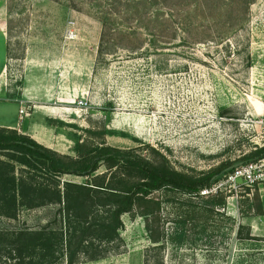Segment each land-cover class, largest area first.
I'll return each instance as SVG.
<instances>
[{"label": "rangeland", "instance_id": "rangeland-1", "mask_svg": "<svg viewBox=\"0 0 264 264\" xmlns=\"http://www.w3.org/2000/svg\"><path fill=\"white\" fill-rule=\"evenodd\" d=\"M0 24L8 41L0 122L17 120L19 132L47 147L74 155L77 140L104 141L147 155L152 146L188 173L254 150L264 0H0ZM237 190L218 192L226 203L211 213L194 207L200 198L180 195L191 204L162 202L155 217L135 208L122 215L116 253L78 264L156 263L148 223L162 239L163 264H235L252 251L237 240L238 223L264 237V185ZM54 210L23 209L7 224L36 227ZM185 211L194 220L179 243L172 221ZM254 251L245 264L264 263Z\"/></svg>", "mask_w": 264, "mask_h": 264}, {"label": "trees", "instance_id": "trees-1", "mask_svg": "<svg viewBox=\"0 0 264 264\" xmlns=\"http://www.w3.org/2000/svg\"><path fill=\"white\" fill-rule=\"evenodd\" d=\"M149 150L145 155L138 147L77 140L74 155H69L15 128L0 126V264H78L107 257L122 245V215L138 208L141 215L155 217L162 202H177L182 196L200 198L201 203L194 207L211 213L225 206V197H202L200 191L217 183L235 166L264 156V147L256 148L206 171L188 173L173 167L159 149L149 146ZM68 175L82 179H68ZM155 193H162L164 199ZM179 202L191 204L185 198ZM51 205L55 206L53 217L36 227L11 228L7 224L23 209ZM257 212L263 213L262 206ZM192 220L186 211L173 219L179 243L184 241ZM146 227L154 243L150 249L157 250L154 264H163L160 234H154L149 223ZM235 235L252 250L239 253L235 264H245L253 250L264 261L259 245L264 237L252 235L243 223L237 224ZM148 261L146 257V264Z\"/></svg>", "mask_w": 264, "mask_h": 264}, {"label": "built area", "instance_id": "built-area-1", "mask_svg": "<svg viewBox=\"0 0 264 264\" xmlns=\"http://www.w3.org/2000/svg\"><path fill=\"white\" fill-rule=\"evenodd\" d=\"M71 34V29L68 30ZM83 100L78 101V105L83 106ZM20 118L26 114L23 106L19 108ZM250 122L255 128H259L254 135V149L264 147V111L260 117L250 119ZM255 185H264V156L258 157L254 160L241 163L235 166L231 171L224 174L221 180L213 184L209 188H204L200 194L208 196L215 195L222 190L237 193V188L240 187H254Z\"/></svg>", "mask_w": 264, "mask_h": 264}, {"label": "crops", "instance_id": "crops-1", "mask_svg": "<svg viewBox=\"0 0 264 264\" xmlns=\"http://www.w3.org/2000/svg\"><path fill=\"white\" fill-rule=\"evenodd\" d=\"M7 59H8V41H7L6 32L3 28V26L0 24V80H1V78L5 72L6 65H7ZM27 79H28V77H27ZM21 92H22L23 96H25V98H26L27 96H29L32 93V88L27 87V85H26L21 89ZM2 93H4V91H3L2 85L0 84V94H2ZM5 99L6 100H12V98H8V99L5 98ZM0 126L17 129L18 121L15 120V121H11V122H0ZM38 142H40V141H38ZM45 146H48V145L45 144Z\"/></svg>", "mask_w": 264, "mask_h": 264}, {"label": "bare ground", "instance_id": "bare-ground-1", "mask_svg": "<svg viewBox=\"0 0 264 264\" xmlns=\"http://www.w3.org/2000/svg\"><path fill=\"white\" fill-rule=\"evenodd\" d=\"M258 108H259V111L262 110V103H258Z\"/></svg>", "mask_w": 264, "mask_h": 264}]
</instances>
